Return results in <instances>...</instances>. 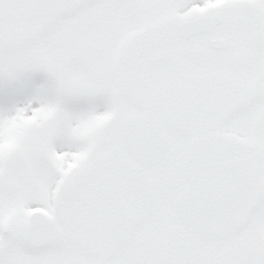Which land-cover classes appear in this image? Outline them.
Listing matches in <instances>:
<instances>
[{
  "label": "snow or ice",
  "instance_id": "snow-or-ice-1",
  "mask_svg": "<svg viewBox=\"0 0 264 264\" xmlns=\"http://www.w3.org/2000/svg\"><path fill=\"white\" fill-rule=\"evenodd\" d=\"M0 264H264V0H0Z\"/></svg>",
  "mask_w": 264,
  "mask_h": 264
}]
</instances>
